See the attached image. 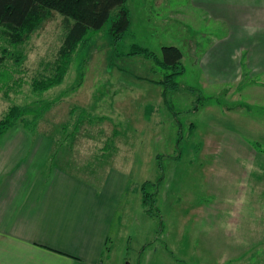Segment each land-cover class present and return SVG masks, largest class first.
Listing matches in <instances>:
<instances>
[{
	"label": "rangeland",
	"instance_id": "374dc122",
	"mask_svg": "<svg viewBox=\"0 0 264 264\" xmlns=\"http://www.w3.org/2000/svg\"><path fill=\"white\" fill-rule=\"evenodd\" d=\"M164 1L159 7L155 0H126L131 24L117 49L137 46L156 55L165 46L180 49L184 73L166 106L154 84L163 70L144 57L115 56L110 28L117 9L90 31L91 47L75 54L59 85L34 91V80L55 74L64 26L52 13L18 47L20 62L0 52V75L8 77L0 119L12 106L27 108L28 121L45 112L35 135L19 124L0 136V146L54 144V163L88 166L70 170L125 172L106 264H264V55L240 56L250 42L228 39L203 4ZM219 49L226 51L223 74ZM75 107L87 115L76 110L70 118ZM146 181L152 195L144 203Z\"/></svg>",
	"mask_w": 264,
	"mask_h": 264
},
{
	"label": "crops",
	"instance_id": "0c3cea01",
	"mask_svg": "<svg viewBox=\"0 0 264 264\" xmlns=\"http://www.w3.org/2000/svg\"><path fill=\"white\" fill-rule=\"evenodd\" d=\"M191 1L195 9L201 7L199 3L203 4L208 16L227 28L228 39L235 43L250 42L247 48L241 46L240 56L243 51L250 56L264 55V0ZM155 2L159 7L165 4L164 0ZM217 52L218 72L223 74L220 69L224 70L226 51ZM183 59L182 53V64ZM239 67L240 60L233 67L236 79ZM154 84L162 100V87ZM176 115L172 114L181 131L183 123ZM195 128L187 122L189 131ZM53 145L0 146V264H106L109 259L111 227L120 208L127 175L109 168L101 176L97 170L83 173L70 170L69 167L84 168L87 163L70 160L54 163L50 160ZM113 149L102 156L108 159L107 153ZM195 211L194 208L189 212Z\"/></svg>",
	"mask_w": 264,
	"mask_h": 264
},
{
	"label": "trees",
	"instance_id": "16d2710c",
	"mask_svg": "<svg viewBox=\"0 0 264 264\" xmlns=\"http://www.w3.org/2000/svg\"><path fill=\"white\" fill-rule=\"evenodd\" d=\"M125 3L126 0H0V34L5 40L4 45L0 46V52L4 54V58L9 55L14 58L16 63L20 62L21 55L17 52L18 47L38 30L52 13L61 16L64 26L63 39L54 65L55 74L48 78L34 80L32 83L34 91L43 93L62 82L75 54L86 47H91V44L88 45L91 39L90 31L100 30L109 20L111 12L117 9L118 12L110 28L115 56L144 57L152 60L158 68L163 70V79L154 83L162 87V97L167 104L168 93L178 88L176 79L184 73L182 52L175 46H165L161 48L160 55H156L143 48L132 46L128 52L119 53L118 45L131 24ZM8 48L15 52L10 53ZM4 58L2 57L0 62ZM3 73L5 75H0V90L8 78L6 73ZM76 110L86 111L75 107L69 113L70 118L73 117ZM44 113L43 111L34 117L33 121H28L24 118L28 114L27 108L12 106L0 119V136L19 124L35 135L37 125ZM85 115H87L86 112ZM79 120L72 126L75 132L79 131L81 127L82 122ZM70 126L71 124L67 123L63 129ZM146 186L147 182L142 187L144 203L152 195L146 192Z\"/></svg>",
	"mask_w": 264,
	"mask_h": 264
}]
</instances>
